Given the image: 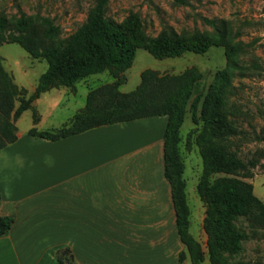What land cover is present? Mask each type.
Here are the masks:
<instances>
[{
	"label": "trees",
	"instance_id": "trees-1",
	"mask_svg": "<svg viewBox=\"0 0 264 264\" xmlns=\"http://www.w3.org/2000/svg\"><path fill=\"white\" fill-rule=\"evenodd\" d=\"M106 5L107 0H92L85 21L64 39L56 37V29L44 18L21 17L7 21L0 17V43L4 40L16 42L32 58L46 63L34 89L25 98L21 95L26 90L12 82L0 63V148L16 138L14 120L41 92L52 87L72 86L79 79L107 71L112 80L90 89L83 108L66 123L50 130L32 127L27 133L54 140L97 125L166 115L163 174L170 187L178 239L185 249V252H179L178 259L186 256L190 264H201L203 253L188 230L189 209L182 177L183 163L178 152L179 130L188 106L193 124H199L198 128L189 130L187 136L198 129L194 139L199 148L202 171L195 190L204 204L202 230L206 235L207 260L211 264H230L226 254L234 255L240 251L243 236L234 220L244 216L250 226L264 228V203L253 195L251 184L234 177H214L245 167L225 144L226 136L236 133L235 126L227 119L226 108L231 71L236 67V49L233 45L225 48L224 67L213 73L204 89L199 85L200 74L195 67H190L173 74L144 69L134 89L121 92L118 89L124 81L121 72L131 65L136 48H143L160 59L179 56L185 51L202 53L208 42L199 33L185 40L171 29L147 39L135 15L120 27L105 15ZM206 21L217 31L215 44L222 45L226 37L224 23L216 25L213 20ZM6 29L15 34L5 38L2 33ZM15 101H18L16 107ZM31 118L32 123L38 119L34 109ZM260 133V139L264 140V127ZM255 163V160L247 161L250 167ZM11 222V217L0 216V234ZM64 255V250L57 254L60 264L64 263Z\"/></svg>",
	"mask_w": 264,
	"mask_h": 264
},
{
	"label": "crops",
	"instance_id": "crops-1",
	"mask_svg": "<svg viewBox=\"0 0 264 264\" xmlns=\"http://www.w3.org/2000/svg\"><path fill=\"white\" fill-rule=\"evenodd\" d=\"M43 71L29 89L17 85L33 90ZM87 77L41 92L14 120L16 138L0 148V216L12 219L0 234V264H60L61 250L63 264H190L178 259L184 246L163 174L166 115L54 140L27 133L57 128L83 108ZM54 109L68 117L55 119Z\"/></svg>",
	"mask_w": 264,
	"mask_h": 264
},
{
	"label": "rangeland",
	"instance_id": "rangeland-1",
	"mask_svg": "<svg viewBox=\"0 0 264 264\" xmlns=\"http://www.w3.org/2000/svg\"><path fill=\"white\" fill-rule=\"evenodd\" d=\"M107 0L105 15L118 26H123L130 16L135 15L141 32L147 39L159 32L171 29L185 40L199 33L206 37L208 45L202 53L185 51L179 56L154 58L145 49L136 48L131 65L121 72L124 81L119 91L129 92L137 85L139 74L144 69L160 74L179 73L195 67L200 74L199 85L203 89L211 81L213 73L225 65L224 50L233 45L236 49V67L231 71L230 90L226 97L227 119L235 126L236 133L227 135L225 144L244 164L232 173L216 176L234 177L253 185L252 193L264 203V140L260 139L264 127V0ZM92 0H0V17L15 21L21 17L37 20L46 19L56 29V37L64 39L72 34L86 19ZM216 25L224 23L225 41L215 44ZM5 38L14 31L6 29ZM0 63L4 71L18 87L29 89L36 76L45 69V61L32 58L18 43L4 40L0 43ZM111 81L107 71L87 77L86 85L94 88ZM79 83L77 92L85 88ZM18 84V85H17ZM23 88V89H25ZM26 90L25 98L32 90ZM77 96V95H76ZM18 104L15 101L14 104ZM40 113L49 112L45 103L37 107ZM55 119L68 117L67 110H53ZM25 122L19 123V126ZM22 127V126H21ZM186 106L179 130L178 152L183 163L182 177L185 182V198L189 209V232L198 242L207 258L206 235L202 230L204 204L200 201L195 186L202 171L199 148L189 130L198 128ZM255 160L254 166L247 161ZM213 178V177H212ZM242 232L241 249L227 255L230 264H264V228L250 226L246 217L234 220ZM185 252V249H184ZM201 264H211L204 259Z\"/></svg>",
	"mask_w": 264,
	"mask_h": 264
}]
</instances>
